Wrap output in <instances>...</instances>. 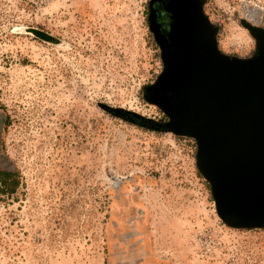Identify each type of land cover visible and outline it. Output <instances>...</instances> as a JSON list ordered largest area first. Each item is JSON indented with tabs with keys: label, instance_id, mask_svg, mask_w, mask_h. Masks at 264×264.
Masks as SVG:
<instances>
[{
	"label": "rangeland",
	"instance_id": "rangeland-1",
	"mask_svg": "<svg viewBox=\"0 0 264 264\" xmlns=\"http://www.w3.org/2000/svg\"><path fill=\"white\" fill-rule=\"evenodd\" d=\"M149 1L0 0V264H264L153 95ZM201 1L222 56L262 54L264 0Z\"/></svg>",
	"mask_w": 264,
	"mask_h": 264
},
{
	"label": "water",
	"instance_id": "water-1",
	"mask_svg": "<svg viewBox=\"0 0 264 264\" xmlns=\"http://www.w3.org/2000/svg\"><path fill=\"white\" fill-rule=\"evenodd\" d=\"M164 10L170 15L166 34L155 24L153 11L149 17L164 64L153 95L162 97L170 89L177 95L179 104L166 108L178 127L196 133L199 167L211 182L222 220L262 227L264 48L253 60H230L205 39L206 19L195 7Z\"/></svg>",
	"mask_w": 264,
	"mask_h": 264
},
{
	"label": "flooded vegetation",
	"instance_id": "flooded-vegetation-1",
	"mask_svg": "<svg viewBox=\"0 0 264 264\" xmlns=\"http://www.w3.org/2000/svg\"><path fill=\"white\" fill-rule=\"evenodd\" d=\"M201 0H150L149 1V17L151 16V11L154 12V21L155 24L159 26V29L164 33H168L169 31V14L164 10L169 7L175 6H187L192 5L196 8L198 14L201 18L206 19V27L207 31L204 34V37L207 41L212 43L216 50L219 52V49L216 44L213 43V39L215 37V31H213V27L209 25L207 18H205L202 8ZM163 9V10H162ZM151 26V25H150ZM154 34V33H153ZM155 36V35H154ZM156 38V37H155ZM157 40V39H156ZM176 105V104H174Z\"/></svg>",
	"mask_w": 264,
	"mask_h": 264
},
{
	"label": "trees",
	"instance_id": "trees-1",
	"mask_svg": "<svg viewBox=\"0 0 264 264\" xmlns=\"http://www.w3.org/2000/svg\"><path fill=\"white\" fill-rule=\"evenodd\" d=\"M35 34H38L41 38L45 39V40H51L49 37L41 34V33H38V32H35Z\"/></svg>",
	"mask_w": 264,
	"mask_h": 264
},
{
	"label": "crops",
	"instance_id": "crops-1",
	"mask_svg": "<svg viewBox=\"0 0 264 264\" xmlns=\"http://www.w3.org/2000/svg\"><path fill=\"white\" fill-rule=\"evenodd\" d=\"M5 123V117L3 119L0 118V124L4 126Z\"/></svg>",
	"mask_w": 264,
	"mask_h": 264
}]
</instances>
